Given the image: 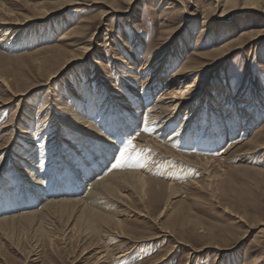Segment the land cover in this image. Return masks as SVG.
<instances>
[{"label":"rangeland","instance_id":"374dc122","mask_svg":"<svg viewBox=\"0 0 264 264\" xmlns=\"http://www.w3.org/2000/svg\"><path fill=\"white\" fill-rule=\"evenodd\" d=\"M182 1L184 10L178 0H0L12 12L7 19L29 24L16 40L10 32L0 43V75L12 91L29 90L19 102L0 86V99L10 101L0 108V140L9 133L2 126L11 122L18 138L37 146L36 159L46 161V172L61 166L60 154L71 153L69 143L85 153L68 125L76 115L104 133L109 126L102 121L117 119L110 95L132 105L142 95L143 102L153 105L155 94H148L143 81L161 58L162 79L191 67L197 72L183 79L182 88L195 81L202 93L193 106L182 107L174 122L163 124L166 135L176 137L172 143L153 135L161 121L148 118L149 111L139 116L136 135L126 134L132 142H126L119 167L140 171L148 183L142 201L139 185L121 190L130 211L110 205L124 237L66 234L64 220L47 225L42 238L14 230L0 235V264H100L98 248L122 253L115 264H264V149L255 151L264 143V0ZM193 12L196 16L190 18ZM205 19L212 22L210 32L205 26L201 31ZM242 32L248 33L239 37ZM83 48L90 50L84 54ZM72 57L60 75L48 80ZM217 125L225 130L220 138L212 136L213 144L205 137L197 141ZM188 127L196 131L187 145L182 137ZM25 141L18 139L7 155L2 181L12 177ZM203 157L210 159L207 165ZM105 258L110 261V254Z\"/></svg>","mask_w":264,"mask_h":264},{"label":"bare ground","instance_id":"6f19581e","mask_svg":"<svg viewBox=\"0 0 264 264\" xmlns=\"http://www.w3.org/2000/svg\"><path fill=\"white\" fill-rule=\"evenodd\" d=\"M178 1L181 3V8L184 10V1ZM186 1L189 2L190 0ZM214 1L218 2L219 0ZM231 1L232 0H226L225 2L229 3ZM247 2L248 4H254L256 0H247ZM114 10L115 9L112 8V10H110L111 12H108L107 14L112 13ZM0 12L2 13L0 15V35L4 30L8 29V31L4 35H2V38H0V43L3 42L5 38L9 37L8 35H10V32L11 34L14 32L11 37H14L16 40L18 34L24 31V29L27 28L29 24L26 25L25 22H21L20 20L19 22L14 21L15 19H7L5 15H11L12 12L9 9L4 8L2 4H0ZM195 12L191 13L192 15L190 16V18H194V16H196ZM190 21L192 22V19ZM204 22H206V19L202 22L203 27L201 28V31H205L207 29L209 32L212 31L211 29H209L212 26V22ZM247 33L248 32H242L239 37H242ZM89 50L90 48H83L82 52L86 54ZM77 59L80 60L82 59V57L80 56V59L77 57ZM156 59L157 58H153L152 61H155ZM71 60H73V57L70 59H65L58 72L50 74L48 76V80L52 81L54 78L60 75L62 70L66 66H68V62H70ZM162 60H164V58H161V63H157L158 69L153 71L150 79H146L145 81H143V84L147 82L144 87L145 89L149 90L148 94H155V103L153 105L152 103L148 105L147 101L143 102L144 98L142 95H139V101L136 99L137 96H134V101L137 100L138 102L137 105H132L130 102L125 103V101H123V103H119L120 101H117L118 98H116V96L110 95L108 98L110 100H108V104L113 105L116 108L117 119L112 123L109 120L102 121L101 124L103 126H109L106 131H103L104 133L99 131V128L95 127L96 125H93L94 123L92 124L85 116L79 117L76 115L72 119L74 124L72 123L68 125L69 127H72L74 132L78 133L77 143L78 145L80 144L83 146L85 153H80L76 150V146L74 144L70 145L71 143H69L68 146L71 153L69 152V154L67 153L65 155L60 154L61 166L59 165V168L57 166H54L51 172L44 171L45 168L43 166V163L46 165V161L43 162L42 160V163L41 160L36 159L34 150L37 146L33 145L31 139H27L26 137V142L24 139L18 138V128L16 126H13L11 122L2 126L3 130L6 131L5 129H8L9 133L6 134L8 136L7 138H5L6 136H4L3 139L1 138L0 140V142L3 141L2 143H0V157L5 155V159L3 158V160L1 159L2 161H0V175L5 172V169H3V167L5 168L6 163L8 162L7 155L10 154L12 150L18 146V139L25 141L27 143V148H25L24 146H20L19 152L23 153V155L19 156V153H15V157L19 156V162H16L15 166H13V172L11 173L12 177L8 176L5 180L3 179V181H5L4 184L1 183L3 181L2 179H0V235L2 234L4 236H10L14 232V230H16L21 235H27L29 232H32L36 236L42 238L47 236V225L52 228L50 226V223L52 224L55 222L58 226L64 220L63 225L65 227L66 234H75L79 232L82 234V236H88L92 238L96 235L103 236L106 233H114L117 234L118 237H124V234L120 231L121 221L118 218V214H115L110 205L120 204L121 206H125L126 209H129L130 211L131 208L126 205L124 200L125 195L123 192H121V190H130L131 187H134L136 185H139L142 188L145 186L146 182L148 183V181L144 180V177L142 173H139V170V172H137L128 168L122 169L119 166L113 167V165L117 163L120 150L125 148V144L126 142H128L127 140H129V138L136 135L137 131L134 130L136 128V124L140 122L139 116L143 113H146L147 111H149L148 118L150 117V119L161 121V124H158L159 126L156 130H151L153 135L155 134L158 137L160 136L165 144L172 143V138L175 136H171V132V134L167 136V130L165 129V125L163 124H165L167 121L169 122L172 118L174 119L171 121L174 122L176 118L180 116L182 107L185 106L186 108H190L194 105V98H199L200 96H202V93L200 92L201 90L194 88L196 87L194 84L195 81L188 82L185 86V89L182 88L183 79L190 78L191 76L195 75V72H197L196 69H189L191 67L186 69H179L169 78L162 79L161 77L164 74V71H161L164 67V63L162 62ZM221 61L222 60L220 59L219 61H217V63L212 65L210 70H214L215 67L217 68ZM173 63L174 60H171V64ZM145 67L146 65L142 66L143 69ZM149 70L153 69L149 68ZM155 74L158 75L157 78L159 80L155 78ZM154 79H157L158 81L156 82V80ZM147 80H150V82L148 83ZM8 85V82L0 75V86L5 87L7 91L11 93L13 101L15 99L17 100L18 98L19 102H21V100H25L24 96L28 95L29 90L12 91L13 89L11 90L10 86ZM222 91L223 90H221V92ZM226 94L227 92H224L225 96ZM8 102L4 101V99H0V108H4L8 104ZM231 110L235 111V109L232 108ZM163 111H167L168 113L163 114ZM194 114L195 112L191 115L192 119L190 120V123L195 119ZM195 121L194 124H196ZM234 123H230L231 125L229 124V126L233 128ZM194 128L190 130V128L188 127L186 129V132H184L182 138L183 142H185L187 145L195 135L196 130ZM224 130V127L220 125L215 126L214 129H205L204 135L202 133V136L200 135L197 141L200 142L202 137H205V140H207V144H213L212 136H214V138H220ZM145 131H147V129ZM233 132L234 129L229 131L230 134H228L229 136L227 139L231 140L230 136ZM175 133L177 132L175 131ZM25 134L27 135V132L23 131L21 135ZM126 134H130V136L132 134V136L128 137ZM88 135L91 137H87ZM169 139L171 142L169 141ZM139 140H142V136H140ZM229 140H227L226 143ZM121 141H123V143ZM158 146L162 147L160 145ZM261 149H264V143L255 148V151ZM25 155H27L28 158H26ZM123 158H125V156H123ZM209 160V158L203 157V164L207 165L209 163ZM20 162L22 163L21 165ZM143 193L144 188L139 190L140 197H143L141 198V201L146 196V194ZM134 212L136 213V211ZM139 215L147 216L144 213H141ZM95 253L98 255V259L101 262L100 264H115L114 260L123 255L122 253L116 254L112 253L109 249L101 248H98ZM109 254L110 261L105 263L104 258Z\"/></svg>","mask_w":264,"mask_h":264},{"label":"snow or ice","instance_id":"6c2138e0","mask_svg":"<svg viewBox=\"0 0 264 264\" xmlns=\"http://www.w3.org/2000/svg\"><path fill=\"white\" fill-rule=\"evenodd\" d=\"M128 145H131V141L130 140L128 141ZM126 151H127V148L126 147L124 149H121L120 150V154H119V158L117 159V163L114 164L113 167L119 166V159L120 158H123V156H124V154H125Z\"/></svg>","mask_w":264,"mask_h":264}]
</instances>
